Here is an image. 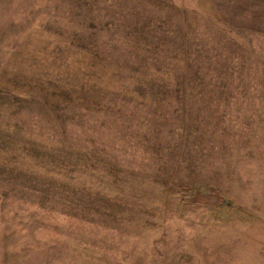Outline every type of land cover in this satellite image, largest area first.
Wrapping results in <instances>:
<instances>
[{
    "label": "rangeland",
    "instance_id": "rangeland-1",
    "mask_svg": "<svg viewBox=\"0 0 264 264\" xmlns=\"http://www.w3.org/2000/svg\"><path fill=\"white\" fill-rule=\"evenodd\" d=\"M0 264H264V0H0Z\"/></svg>",
    "mask_w": 264,
    "mask_h": 264
}]
</instances>
